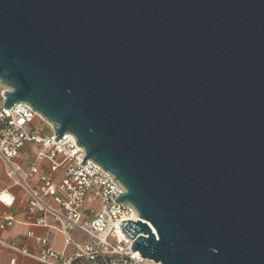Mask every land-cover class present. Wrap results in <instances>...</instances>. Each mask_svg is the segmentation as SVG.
Masks as SVG:
<instances>
[{"label":"water","instance_id":"1","mask_svg":"<svg viewBox=\"0 0 264 264\" xmlns=\"http://www.w3.org/2000/svg\"><path fill=\"white\" fill-rule=\"evenodd\" d=\"M0 86L126 188L131 251L264 264V0H0Z\"/></svg>","mask_w":264,"mask_h":264},{"label":"built area","instance_id":"2","mask_svg":"<svg viewBox=\"0 0 264 264\" xmlns=\"http://www.w3.org/2000/svg\"><path fill=\"white\" fill-rule=\"evenodd\" d=\"M4 90L0 93L2 97ZM37 121L41 123L38 128ZM45 126L52 129L28 105L18 104L11 110L0 108V159L7 167V175L14 185L24 189L29 212L41 215L36 225L46 227L47 220H53L64 236L63 252L54 250L48 237L36 239L43 246L39 262L161 264L131 251L134 242L120 224L128 220L138 222L141 218L130 203L115 201L120 194L127 193L126 188L93 160H86L83 166L87 153L73 134L66 133L55 141L53 129L52 133L41 135V128ZM28 144H35L37 150L33 163L25 170L14 164V160ZM40 163H46L48 171H41ZM0 202L11 207L14 198L4 191L0 193ZM12 224L13 219L9 218L7 226ZM76 230L84 241L73 237ZM68 248H72V253L66 252Z\"/></svg>","mask_w":264,"mask_h":264},{"label":"crops","instance_id":"3","mask_svg":"<svg viewBox=\"0 0 264 264\" xmlns=\"http://www.w3.org/2000/svg\"><path fill=\"white\" fill-rule=\"evenodd\" d=\"M1 107H3L2 96H0ZM40 124L37 121L36 128ZM36 150L35 144H28L14 160V164L27 170L33 163ZM38 166L41 171H48L46 163H40ZM4 191L14 198V203L11 207H6L0 202V264H10L12 261H16V264H41L38 258L43 246L37 243V238L48 237L50 246L57 252H63L64 236L55 222L48 219L46 227L36 225V219L41 215L29 212V199L24 189L13 184L7 175V167L0 159V193ZM9 218L13 219L12 226H7ZM73 237L78 241H84L77 230L73 232ZM66 252L72 253V248L66 249Z\"/></svg>","mask_w":264,"mask_h":264},{"label":"rangeland","instance_id":"4","mask_svg":"<svg viewBox=\"0 0 264 264\" xmlns=\"http://www.w3.org/2000/svg\"><path fill=\"white\" fill-rule=\"evenodd\" d=\"M4 88L3 87H1L0 88V93H1V91L3 90ZM0 96H1V94H0ZM48 133H52V130H51V128L49 127V126H45L43 129H42V133H41V135L42 136H45V135H48ZM88 206V204H86V207Z\"/></svg>","mask_w":264,"mask_h":264}]
</instances>
